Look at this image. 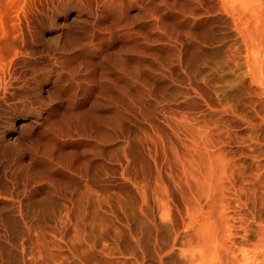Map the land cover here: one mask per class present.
<instances>
[{
	"label": "bare ground",
	"instance_id": "6f19581e",
	"mask_svg": "<svg viewBox=\"0 0 264 264\" xmlns=\"http://www.w3.org/2000/svg\"><path fill=\"white\" fill-rule=\"evenodd\" d=\"M102 2V18L141 6L156 13L155 55L183 80L181 97L196 110L154 103L144 94L142 81L164 79L163 62L159 74L138 66L129 78L112 73L133 92L131 117L115 105L101 134L97 127L96 135L76 133L85 136L61 143L55 155L34 151L31 166L3 162L0 264H264V0ZM47 9L45 0H0L2 105L21 93L18 64L27 60L28 34L35 33L29 28L40 26ZM124 20L109 23L100 42L136 31ZM166 22L175 33L164 31ZM97 28L102 33L106 27L101 22ZM118 46L142 52L135 40ZM74 123L84 128L77 127L80 119ZM50 135L58 140V133Z\"/></svg>",
	"mask_w": 264,
	"mask_h": 264
},
{
	"label": "rangeland",
	"instance_id": "374dc122",
	"mask_svg": "<svg viewBox=\"0 0 264 264\" xmlns=\"http://www.w3.org/2000/svg\"><path fill=\"white\" fill-rule=\"evenodd\" d=\"M47 1H50V0H45L46 8H48V9H47V12H45L46 16H44V20H43L44 22L42 21L40 26L38 25V28L35 27V29H32V26L29 28V30L31 31L29 33L35 32L32 35L28 34L29 35L28 36L29 37V39H28L29 43L27 42L28 49H27V47H25V51H24L25 52L24 57L29 61L23 60L22 64L21 63L18 64V66H19L18 71L20 72L19 75L21 77L20 81L22 79L24 80V82H22L24 85L23 84H22L23 86L21 85L22 86V87H20L21 91H19L21 93L15 92L13 90L15 92V94H13L14 96L12 95V97H10L8 99V101L10 99L13 101H11V100H10L11 102L10 101L9 102L4 101L3 105H2V103H0V107H1L0 109L1 110L6 109L5 111L0 110V135H1L0 136V160L3 159L2 161H0V171H1V168L3 166V162L6 163L9 160L14 161L17 159L18 161L16 160V161H14V163L15 162L19 163V164H21V166L25 163L24 164L25 166H31L32 157H30V156L35 154L34 151L35 152L37 151L36 153H40V152L45 153V152H49V150H50V152H53L52 155H55V152L57 151L58 146L61 143H63V142L79 143L82 140V136H85V135L81 136L80 134L78 135L76 133H79V132L82 133L83 131H85V132H83L84 134H86V135L90 134L91 135L92 132H94L93 129L95 130V128L97 127L98 130L96 129L97 132L95 130V133L99 134V132H100V134H101L102 128L106 127V128H104V130H105V129H107V127H109V124H107V123L110 120L109 118L111 116H114V114H115V111H113L115 109V105H116V108L121 107L122 109H120V108L119 109L123 110L124 113L126 114V116L128 115L129 117H131V115L134 112V109H132V105L136 104V101L132 99L133 98V95H132L133 92L128 87L122 86L119 84L118 81L114 80L113 75L114 74H119V75L122 74L121 76L124 77L126 74L127 78H129L130 73L134 72L133 68L134 67L136 68L137 66L138 67L136 69L140 70L141 72L142 71L146 72L145 69H147L148 71L146 73H150L151 71H156V72L160 71L161 69L159 70L158 67H160V66L158 65V63H160V64L162 62L164 63V64H162L163 67L161 66L162 69L164 68V71H165L162 73V75L164 74L163 75L164 79H160V81L157 84L156 83L152 84L150 82L146 83V81H142L143 83L145 82L142 85L144 87H146V89L143 87L142 91L144 92V94L146 93L148 99L150 98L151 101L154 100L153 101L154 103L156 102V103L163 104V105L167 104L169 106H172L173 104H176L177 102H178V104L182 103L183 104L182 105L183 111H187V110L190 111V109H191V111L196 110L195 106L192 102H190L186 99H183L181 97L182 96V89L181 88H182V85L184 84L183 80L180 78L179 75H177V74H176L177 76L174 75L175 74V73H173L174 71L168 69L167 64L164 61L160 62V60H158V58L155 55V50H156L157 44H155L154 36H152V35H154L155 31L153 32V30H151V29H156L158 27H157V24L152 22V20H154L153 18L156 16V13L154 11L149 10L148 8L146 9L145 8L146 6H141L140 8H130L129 10H127L125 12L124 11L123 12L122 11L116 12L117 14L115 12L109 13L107 15L104 14L106 17L102 18L101 17V15L103 14L101 12L102 11L101 9L103 7L102 0H96L99 2H96L95 0H93L94 3H91V2H93L92 0L91 1L90 0L89 1L88 0H57V1L52 0L51 2H47ZM100 2H102V3H100ZM98 3L102 4V5H99ZM148 3L149 2H147V7L149 6ZM51 4H53L54 6ZM91 4H93V7ZM87 5H89L91 8ZM96 5H98L99 8ZM83 6H85V7H83ZM94 7H96V8H94ZM51 9L52 10L54 9V10L51 11ZM91 9L94 10V13H93L94 16L92 14ZM145 12H148V13L150 12V14H147ZM53 13L55 15H52ZM114 13H115V17H117L116 15H118V13H120L119 14L120 16H118L120 18V20H118V17L115 20ZM47 14H48V16H47ZM145 15L152 16V17H149V19L151 21H148L149 19L146 20ZM124 19H126L128 21L127 23L130 22L129 23V24H131L130 26L133 25L134 29H136V31L134 30V32H132V34L126 35L125 38H122L123 40L122 39L115 40V39L109 38L108 41H107V39L106 40L104 39L103 42H100L101 36L105 37V38L108 37V35H106V34H108L107 32L109 31V28L112 27V25L109 23H116V21L119 23L122 21V23H123ZM126 20H124V21L126 22ZM146 21H148V22H146ZM101 22H103V24L106 27L105 30L103 31L104 33L101 31L103 34L100 33V31H98V28H97V25ZM134 22H137V23H134ZM106 23L109 24L110 26L106 25ZM94 27H96V29ZM164 27H166V28H164V31L167 34L175 33V31H174L175 28L172 26L171 23L166 22ZM169 28H171V29H169ZM85 29H87V30L84 31ZM90 29H91V31H90ZM84 32H86V34L87 33H89V34L85 35ZM97 32L99 33V35ZM150 32H151V35H150ZM32 36L34 38H32ZM30 38H32V40ZM91 39H92V41H91ZM33 40H34V42H33ZM128 40L129 41L135 40L136 46L141 45V48H142L141 51L142 52L137 53V54L136 53H134V54L130 53L132 48H129V49L127 48L126 50L125 49L120 50L119 46H118V45H120V42L121 41L128 42ZM39 42H41V43H39ZM91 42H93L94 44L96 43L95 46L97 48H94L95 46L93 43H92L93 45L90 44ZM151 42H153V44ZM42 43H44V44H42ZM24 44H26V43H24ZM37 44H39V45H37ZM97 44L98 45L100 44V46H98ZM144 44L146 47L144 46ZM148 46H149V48H148ZM98 47H100V48H98ZM31 48L34 51H32ZM135 49H138V47H135ZM31 51H32V53H31ZM55 53L58 55H56ZM29 54H31V55H29ZM25 55H27V56H25ZM57 56H59V58ZM35 61H36V63H35ZM24 62H25V64H24ZM52 62H53V68L51 66ZM55 62H56V64H55ZM38 66L40 67L39 70H38V68H39ZM118 67H121V68H118ZM141 68H142V70H141ZM156 68H157V70H155ZM30 69H32V70H30ZM34 70L36 71V73ZM117 70H118V72H117ZM26 72H27V74H26ZM156 72H155V75H157ZM43 73H45V74H43ZM112 73H114V74H112ZM24 74H25V77H28V78H25ZM31 74H33L34 76L36 74V76L35 77L31 76ZM39 74H41V76ZM158 74H159V72H158ZM160 74H161V72H160ZM49 76H50V78H49ZM26 79H28L27 82H26ZM56 79L58 81H56ZM52 80H54L55 82ZM170 80H171V82H170ZM39 81H41L43 83L42 84L43 90L41 91L42 97L39 98L40 100L38 99V95H39L38 86L41 85V82H39ZM173 81H174V83H173ZM28 83H31V84H29V87L27 86ZM32 83H35V84L37 83V84H36V86L33 84V86H32L33 88H32L31 87ZM167 83H171V84H167ZM173 84H175L176 86H172ZM25 85H26V87H25ZM47 85L49 86V88ZM56 85H59V87H57ZM178 85H180V86H178ZM60 86H61V88H60ZM149 86H150V88H149ZM165 87H166V89H165ZM46 88H47V90H46ZM27 89H29V90H27ZM22 90L25 93H27L26 96L24 95L25 94L24 92L22 94ZM51 90H53V91H51ZM174 90H175V92H174ZM30 92H34V93H31L32 94L31 95V94H29ZM18 94H19V98L21 100H19ZM20 94H21V96H20ZM148 94H149V96H148ZM28 95H30L31 98ZM162 95H163V97H162ZM23 100H25L24 103H22ZM32 101L35 102L36 105L35 104L33 105ZM15 103H18V104H15ZM25 103H28L29 106ZM30 103H32V106ZM41 104H42V106H40ZM22 105L25 107H29V108L27 109L25 107H22ZM44 105H45V107H44ZM139 106L137 108H139V110L141 111L143 109V107L142 106L139 107ZM30 107L32 109H34L35 107L36 108H35V110H32ZM40 107H41V109H40ZM193 107H194V109H193ZM37 108H39V109H37ZM8 109H11V110H8ZM7 110L9 111V113H7L8 112ZM38 112L40 115L38 114ZM141 113H142V111L140 112V114ZM12 119L16 120V124H15L16 127L13 126L12 124L8 123ZM74 119L75 120L76 119L81 120L82 124L80 126H77L80 128L82 126L84 127V128L82 127L83 129H80L81 131H78L75 128V125H74L75 120ZM88 122H89V124H88ZM7 124H8V126H7ZM31 124H33V125H31ZM102 124L104 127L102 126ZM23 125H25V126L23 127ZM85 126L87 127V129H85ZM88 128H90V130ZM51 129H53V130H51ZM88 130L91 133L87 132ZM76 131H78V132H76ZM39 132H41V133H39ZM8 133H10V135H11V137L9 139H7V137H6V135ZM42 133L44 136L42 135ZM52 133H53V135L54 134L57 135V133H58V140L55 142L50 140V138L48 139L50 134H51L50 137L52 136ZM63 133H65L66 137ZM95 133H93L92 135H94ZM45 134H47L48 136H46ZM74 135L77 137L75 138ZM60 137H62V138H60ZM43 139H45V140H43ZM67 140H69V141H67ZM44 145H45V147H44ZM3 148H4V150H3ZM53 149H54V151H53ZM4 151H5V153H3ZM23 151H25V154ZM15 153H16V155H15ZM19 153L21 155H19ZM5 154H7V155H5ZM9 158H11V159H9ZM4 160H6V161H4Z\"/></svg>",
	"mask_w": 264,
	"mask_h": 264
}]
</instances>
